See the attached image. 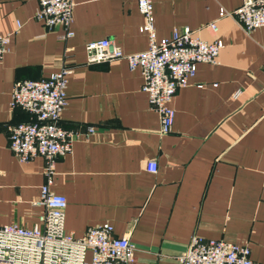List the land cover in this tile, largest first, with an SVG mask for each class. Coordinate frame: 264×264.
I'll return each mask as SVG.
<instances>
[{"label": "crops", "instance_id": "0c3cea01", "mask_svg": "<svg viewBox=\"0 0 264 264\" xmlns=\"http://www.w3.org/2000/svg\"><path fill=\"white\" fill-rule=\"evenodd\" d=\"M73 2L72 35L62 39L60 27L33 19L36 0H0V35L15 32L0 62V226L29 229L41 210L32 203L44 161L18 162L7 148L4 127L31 120L10 109L12 85L66 67L60 126L94 129L54 164L50 191L66 201V232L80 237L108 224L133 246V264H179L193 236L246 244L250 259L264 264V29L245 34L218 17L241 0H151L157 40L187 28L222 43L216 63L197 65L175 91L171 131L160 135L138 69L123 59L86 63L84 47L94 41L109 40L124 55L147 49L136 1ZM147 161L155 173L145 171Z\"/></svg>", "mask_w": 264, "mask_h": 264}, {"label": "built area", "instance_id": "2783aa9c", "mask_svg": "<svg viewBox=\"0 0 264 264\" xmlns=\"http://www.w3.org/2000/svg\"><path fill=\"white\" fill-rule=\"evenodd\" d=\"M143 24L138 31L146 35L147 49L124 55L111 41L103 39L84 47L86 63L123 59L129 70L140 71V90L146 94L151 110L158 115L160 135L171 131L174 112L168 107L175 91L187 85L199 64L216 63L222 43H211L194 37L189 29L173 32L169 38L156 39L153 29L151 0H135ZM33 19L47 30L58 26L64 35H72L73 0H36ZM218 17H230L245 33L264 29V0H241L232 11L219 9ZM18 27V25H17ZM208 27L216 31L214 24ZM15 33V32H14ZM11 34L0 35V62L8 52ZM69 69L61 67L45 79L13 83L10 109L18 108L31 116L26 123L7 124V148L18 162L40 157L44 161L43 183L32 203L40 208L36 223L29 229L15 224L0 226V264H133L134 249L126 237H114L108 224L89 227L75 237L64 230L63 196L50 191L53 169L58 157L71 151L73 142L88 138L94 131L86 126L83 133L60 126L66 106L65 88ZM235 93L234 96H236ZM145 171L156 172L153 161L145 163ZM89 258L86 259V255ZM179 264H259L250 259V249L223 240H204L193 236L177 257Z\"/></svg>", "mask_w": 264, "mask_h": 264}]
</instances>
